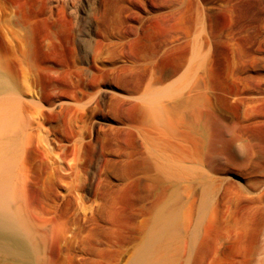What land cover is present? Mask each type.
Segmentation results:
<instances>
[{
	"label": "rangeland",
	"instance_id": "374dc122",
	"mask_svg": "<svg viewBox=\"0 0 264 264\" xmlns=\"http://www.w3.org/2000/svg\"><path fill=\"white\" fill-rule=\"evenodd\" d=\"M0 76V264H129L176 205L192 264H264V0H0Z\"/></svg>",
	"mask_w": 264,
	"mask_h": 264
},
{
	"label": "bare ground",
	"instance_id": "6f19581e",
	"mask_svg": "<svg viewBox=\"0 0 264 264\" xmlns=\"http://www.w3.org/2000/svg\"><path fill=\"white\" fill-rule=\"evenodd\" d=\"M4 82L2 76H0V87L3 86ZM202 179L205 180L207 178L202 177ZM204 182L209 184L207 180ZM205 201L206 198H204ZM189 205L192 207L191 204ZM147 221L145 223L146 234L144 240L129 264H192L197 249L198 226L193 222L191 216L186 222L182 221L181 210L176 205L173 209L158 208L155 220ZM19 227L20 221L16 218L10 203L0 199V257L5 261L11 259L21 260L27 256L26 249L14 235ZM172 234V237L175 235L177 239L176 246L160 244V241L169 239L168 235L171 236ZM253 249L256 253H259L260 257L263 256L264 245L256 247V244H254ZM173 251L175 253L171 254Z\"/></svg>",
	"mask_w": 264,
	"mask_h": 264
}]
</instances>
